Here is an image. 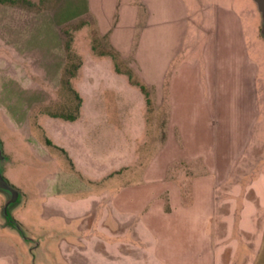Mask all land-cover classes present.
<instances>
[{"label":"rangeland","instance_id":"374dc122","mask_svg":"<svg viewBox=\"0 0 264 264\" xmlns=\"http://www.w3.org/2000/svg\"><path fill=\"white\" fill-rule=\"evenodd\" d=\"M200 1L20 0L17 4L0 3V137L8 155L5 174L22 192L9 211L23 229L20 231L4 214L3 204L8 197L0 190V264L121 262L120 258L117 259L119 262L115 259L114 207L109 201L112 192H99L110 183L115 165H108L110 168L107 167L106 174L102 175L99 160L98 163L92 162V158L97 160L100 155L105 156L110 164V160L115 161L116 150L121 147L131 150L137 143L141 161H134L132 165L142 168L141 164L147 158L156 156L167 145V112L155 110L156 104L148 105L142 112L139 95L124 88L126 94L130 93L137 101L133 110L126 112L124 128L130 132L131 127L139 126L138 142L132 144L125 139L117 127L116 112L109 111L106 105L109 103L103 99L105 87L110 86L113 94L117 90L114 85H121L124 81L112 76L109 59L97 56L102 55L101 51L112 50L119 65L125 69L137 55L142 58L147 75L149 70L145 61L151 57L158 61L157 69L170 53H179V56L193 53L186 46L179 47L178 43L183 38L185 26L190 33L194 31L197 18L194 11ZM213 1L208 0L206 4L209 12ZM219 1L233 3L242 13L249 49V66L245 64L244 74L246 76L250 71L252 93H248L247 78L244 80L242 71L241 79L237 76L233 81L235 85L231 88L229 104L233 123L229 133L233 139L230 154L239 152L235 161L237 169L230 181L248 183L254 172H264V36L261 34V15L254 0ZM210 24V20L203 21L206 29ZM62 25L73 31V49L82 59L77 74L71 78L72 88L63 80L68 58ZM61 37L63 45L59 48ZM197 49L201 53V46ZM122 56L129 57L125 60ZM84 58L87 68L91 66L97 76L92 72L87 76L81 69ZM149 68L152 65L149 64ZM75 89L82 96L81 104ZM82 90L85 117L79 127L62 124L67 121L60 115L62 113L75 112L82 117ZM142 113L147 123L144 132H140ZM248 122L252 124L249 142L245 145L242 140L247 135ZM173 131L166 148L171 169H190L204 160L198 154L188 155L178 127ZM77 134L87 143L77 142ZM227 145L226 142L222 144L224 150ZM83 147L90 149L85 155ZM74 157L83 168L92 172L90 177L80 171L73 172V169L80 170ZM221 163L220 166L226 165L225 160ZM245 168L250 174H239ZM184 176L183 173L172 175L176 182ZM236 210L240 212V202ZM180 213L178 211L176 215ZM126 262L124 258L121 263Z\"/></svg>","mask_w":264,"mask_h":264},{"label":"crops","instance_id":"0c3cea01","mask_svg":"<svg viewBox=\"0 0 264 264\" xmlns=\"http://www.w3.org/2000/svg\"><path fill=\"white\" fill-rule=\"evenodd\" d=\"M200 2L194 11L197 17L194 31L190 33L185 26L178 43L179 47L186 46L193 53L183 56L170 53L157 69L158 61L151 57L145 61L147 75L144 62L137 55L125 69L119 65L117 57L97 56L109 59L112 76L124 81L121 85L114 83L117 90L113 94L110 86L105 87L103 99L109 103L107 109L116 112L117 127L125 139L132 144L138 142L139 126L131 127L130 132L124 128L126 112L133 110L137 102L124 88L139 95L142 112L153 104H156L155 110L167 112V145L162 152L140 163L142 168L132 165L134 161H141L137 143L131 150L125 147L116 150L115 161L110 160V164L105 156L100 155L97 160L91 156L92 162L99 160L102 175L106 174L108 165H115L110 183L99 192H112L109 201L114 207L116 262L118 258L121 262L125 258L127 264H264V172H254L248 183L230 181L237 169L236 156H239V152L230 154L233 143L229 134L233 127L230 94L235 85L233 81L237 76L241 79L242 71L244 80L247 78L248 93H252L250 71L244 74L245 64L249 66L244 18L233 3L214 0L209 12L208 0ZM207 20L212 23L208 29L203 25ZM62 45L61 37L59 48ZM200 46L201 53L197 49ZM128 57L122 56L125 60ZM81 69L87 76L88 72L96 75L91 66L87 68L85 58ZM140 82L146 85L147 93ZM82 91V117L67 118L62 124L79 127L85 117ZM142 119L140 132H144L147 125L144 113ZM251 124L248 122L246 126L247 135L242 140L245 145L249 142ZM175 127L179 129L186 153L204 158L195 163V167L171 169L166 148ZM78 141L82 145L87 143L80 136ZM225 142L228 145L224 150ZM82 150L85 155L90 149L83 147ZM221 160H225V166H220ZM74 161L80 170L73 169V172L80 171L90 177L92 172L83 168L78 158L74 157ZM177 173L185 176L176 182L172 175ZM239 174L248 175L250 171L245 168ZM90 196L93 195L90 193ZM238 202L240 212L236 210ZM178 211L180 215H176ZM173 215L175 217H167Z\"/></svg>","mask_w":264,"mask_h":264},{"label":"trees","instance_id":"16d2710c","mask_svg":"<svg viewBox=\"0 0 264 264\" xmlns=\"http://www.w3.org/2000/svg\"><path fill=\"white\" fill-rule=\"evenodd\" d=\"M19 2H20V0H0L1 4H4V3L17 4ZM29 2H31V1H29ZM74 27H77V26H74ZM61 30H62V33L64 35V42H65V47L67 50V58H68L66 65L64 67L63 80L67 84L71 85L70 84L71 78L77 74V71L82 64V59L80 58V55L77 52H75L73 49V39H74L73 31L71 29H69L66 25H62ZM94 48H96V47L94 46ZM101 53L102 54L110 53L114 57L116 56V54L112 50L110 52L101 51ZM140 85H141L142 89L147 93L146 85L144 83H141V82H140ZM72 87L73 86L71 85V88ZM75 92H76V95L79 98L80 104H81L82 97H81L79 91H77L76 89H75ZM56 115H58V114H56ZM60 115L65 117V118H68V119H75L77 117V113H75V112L62 113ZM50 142H51V140H50Z\"/></svg>","mask_w":264,"mask_h":264},{"label":"water","instance_id":"95a60500","mask_svg":"<svg viewBox=\"0 0 264 264\" xmlns=\"http://www.w3.org/2000/svg\"><path fill=\"white\" fill-rule=\"evenodd\" d=\"M261 15V34L264 36V0H254ZM8 160V155L4 151L3 141L0 137V190L7 193V200L3 204V212L8 220L14 224L20 231H23L22 225L17 218L10 214L9 207L21 198V190L16 186L5 174V162Z\"/></svg>","mask_w":264,"mask_h":264}]
</instances>
